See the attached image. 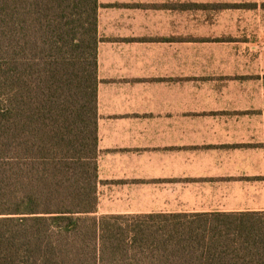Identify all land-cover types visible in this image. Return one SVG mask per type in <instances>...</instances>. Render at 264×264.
I'll return each instance as SVG.
<instances>
[{"label": "crops", "instance_id": "0c3cea01", "mask_svg": "<svg viewBox=\"0 0 264 264\" xmlns=\"http://www.w3.org/2000/svg\"><path fill=\"white\" fill-rule=\"evenodd\" d=\"M98 213L264 214V0H99Z\"/></svg>", "mask_w": 264, "mask_h": 264}, {"label": "trees", "instance_id": "16d2710c", "mask_svg": "<svg viewBox=\"0 0 264 264\" xmlns=\"http://www.w3.org/2000/svg\"><path fill=\"white\" fill-rule=\"evenodd\" d=\"M99 0H0V264H264V214L98 213Z\"/></svg>", "mask_w": 264, "mask_h": 264}, {"label": "rangeland", "instance_id": "374dc122", "mask_svg": "<svg viewBox=\"0 0 264 264\" xmlns=\"http://www.w3.org/2000/svg\"><path fill=\"white\" fill-rule=\"evenodd\" d=\"M97 216L99 217V216H102V215H100L99 213H97Z\"/></svg>", "mask_w": 264, "mask_h": 264}]
</instances>
